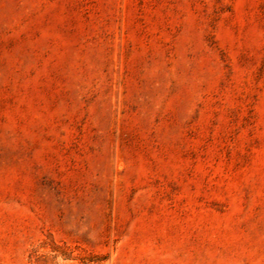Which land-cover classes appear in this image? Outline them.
Instances as JSON below:
<instances>
[{
	"label": "rangeland",
	"instance_id": "rangeland-1",
	"mask_svg": "<svg viewBox=\"0 0 264 264\" xmlns=\"http://www.w3.org/2000/svg\"><path fill=\"white\" fill-rule=\"evenodd\" d=\"M0 264H264V0H0Z\"/></svg>",
	"mask_w": 264,
	"mask_h": 264
}]
</instances>
